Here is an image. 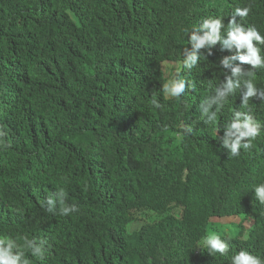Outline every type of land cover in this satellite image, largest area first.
Masks as SVG:
<instances>
[{"label": "trees", "instance_id": "1", "mask_svg": "<svg viewBox=\"0 0 264 264\" xmlns=\"http://www.w3.org/2000/svg\"><path fill=\"white\" fill-rule=\"evenodd\" d=\"M43 7L0 0V237L22 254L16 264H233L241 250L264 264L255 196L264 183V43L252 41L255 66L239 59L246 47L224 43L237 8L249 12L236 24L264 35V0ZM215 18L220 39L196 48L191 37L210 34L203 21ZM184 49L194 64H184ZM225 58L239 72L223 73ZM176 61L183 91L172 97L163 64ZM246 118L261 133L232 156L226 131ZM58 135L59 154L42 165L37 143ZM39 185L27 202L15 192ZM211 234L224 256L203 242Z\"/></svg>", "mask_w": 264, "mask_h": 264}, {"label": "clouds", "instance_id": "2", "mask_svg": "<svg viewBox=\"0 0 264 264\" xmlns=\"http://www.w3.org/2000/svg\"><path fill=\"white\" fill-rule=\"evenodd\" d=\"M24 4L25 2H33L38 0H23ZM82 0H46L47 7H43L44 13H52L56 10H63V11H70L76 8V6L81 2ZM249 8H237L234 15L230 19L229 23L232 25H235L232 30L228 32V40L224 41L225 44L229 42H235L237 45V48L246 47L247 48V55H241L239 59L242 62L251 63L252 65H258L261 63L260 57L257 54L256 48H254L252 41L255 39L259 43H264V35H261L260 32L253 26H249L245 28L244 25L236 24V16L239 17H246L248 15ZM108 16H114L117 17L115 12L109 8ZM203 27H206L210 30V34H206L204 36H196L193 35L191 39L195 41V47L199 48L204 46L205 44H213L217 39H220L219 35V29L223 26L222 25V19L215 18L211 21L204 20L203 21ZM187 31V29L185 30ZM0 48H2L0 44ZM193 52L192 49L187 50L184 49L183 53L187 56V60L184 62V64L191 65L194 64L197 57L195 55H191ZM17 55L21 59H28L24 53L21 50L16 51ZM171 65V63L166 62ZM222 63L226 66L223 68V73L226 75H232L233 73L239 72V68H234L233 70L227 66L230 65L231 61L228 58H225ZM165 64V63H164ZM163 64V65H164ZM176 68L173 69L174 71L179 69V61L175 62ZM181 66V65H180ZM183 67V65H182ZM177 75V74H176ZM176 75L174 76V85L171 88H168V85L166 87V95L168 96L167 92L172 97H177L179 94L183 91V82H175ZM233 82L231 80L228 81L227 87L232 88ZM249 91L248 95L253 94V88L252 85L249 84L248 86ZM218 92L215 89V96H217ZM153 105L157 108L160 107V105L153 101ZM241 116H246V112L242 111ZM261 133V127L258 124H253L251 122L250 118H246L244 123H232L230 127L226 131V136L234 137L232 142L229 144L228 140H224V145L227 146L230 149V153L232 156H238L240 155V149L243 148L245 150L249 149L251 147V142L256 137H258ZM244 138H248L247 140H244ZM59 135L54 136V138H47L44 142V145H41L40 143H37V148L34 150L33 155L38 154L40 163L42 165H45L48 160L50 162H53L51 158L53 156H56L59 154V147L60 144L58 143ZM243 141V142H242ZM28 160V159H27ZM77 163V158L74 161L73 164ZM18 170L21 171L20 167ZM43 186L39 185L35 188L29 187V188H22L21 191H25V196L21 194L20 191L15 190V192L22 198L26 199V202L28 199H37L38 194L42 191ZM255 192H256V198H258L261 202V204H264V183H261L257 186H255ZM51 203V201H50ZM64 213H66L68 210L64 209ZM105 219H102V228L105 225ZM66 238H70V229L65 230ZM203 242L208 246V249L211 253H218L219 255L224 256L226 253V247L227 245L222 242L220 237L216 234H211L208 236H205L203 238ZM7 243V247H5V244ZM13 246V243L10 241L9 237L3 236L0 237V264H16V261L20 258V255H12L11 248ZM27 248H31V241L28 242L26 245ZM152 258V257H151ZM233 264H258V259L256 257L251 256L247 252L241 250L238 253H235L231 257ZM21 264V262L19 263ZM25 264H27V261H25Z\"/></svg>", "mask_w": 264, "mask_h": 264}, {"label": "rangeland", "instance_id": "3", "mask_svg": "<svg viewBox=\"0 0 264 264\" xmlns=\"http://www.w3.org/2000/svg\"><path fill=\"white\" fill-rule=\"evenodd\" d=\"M163 68L165 69L166 73L168 74L167 76H169V86H168V88H171L174 85V81H173L174 76L176 74L180 73L181 72V69H178L176 71L171 70V65L168 64V63H165L163 65ZM167 94H168V96L170 95L168 92H167Z\"/></svg>", "mask_w": 264, "mask_h": 264}]
</instances>
